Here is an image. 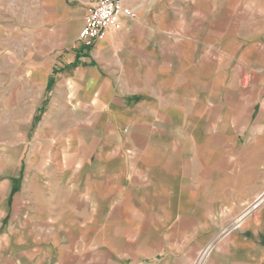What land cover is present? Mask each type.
<instances>
[{"label": "crops", "instance_id": "crops-1", "mask_svg": "<svg viewBox=\"0 0 264 264\" xmlns=\"http://www.w3.org/2000/svg\"><path fill=\"white\" fill-rule=\"evenodd\" d=\"M90 1L0 0L12 151L24 156L38 118L83 136L77 158L21 162L0 148V264H189L219 202L264 183V15L249 0L229 14L121 0L135 19L83 49ZM209 258L264 264V204Z\"/></svg>", "mask_w": 264, "mask_h": 264}, {"label": "rangeland", "instance_id": "rangeland-1", "mask_svg": "<svg viewBox=\"0 0 264 264\" xmlns=\"http://www.w3.org/2000/svg\"><path fill=\"white\" fill-rule=\"evenodd\" d=\"M193 3L201 6H205L208 3L211 4L210 6L214 7L212 10L215 13L223 12L226 14L230 13V8L227 6L232 4L230 0H161L159 4L161 7L167 8L168 12L171 14L173 9L175 10V8H178L179 6H181V8H187L189 4ZM248 5L250 14L260 13L264 15V0H249ZM1 120L4 122L3 118L0 119V121ZM58 120L60 121L56 128L52 125H48L53 121L52 119L44 120L42 118H38L35 123L32 124L30 129L26 128V133L23 136L25 141L24 156H22V154L17 156L16 152L12 151V149L18 146V143H20L22 138L16 133V128L10 127L7 132L5 127L0 125V148H8L10 156H12V154L16 155L13 157L17 158L18 161L21 162L35 158L45 160H48L49 158L64 159L65 157H68V155L71 157V153L73 154V158L80 157V141L83 137L80 132L81 129L78 127V129L74 131V134H68L65 132L64 124H66V122L70 123V120ZM71 121L74 123V126L76 123H80L76 122L77 120ZM38 126H41V134L38 133ZM37 143L40 145L38 144L37 146ZM3 152V150H0V157ZM24 169H26V167ZM28 169H30V173H33V167H29ZM251 185L253 184H250V186ZM257 185L261 186L262 189L257 192L255 197L242 200L234 199L232 200V205L227 208L224 207V200L219 202L221 204L217 207L218 213L215 215V219H212L215 222V227L214 229L205 232L207 238L211 235L212 236L195 255H191L190 258H192V260L189 264H207L210 259L209 256L212 254L215 247L226 239L232 232L240 230L242 223L264 204L263 198V201L260 200L262 203L257 205V201L262 195H264V183ZM204 218L208 223L209 217L206 215ZM175 262H171L170 264H184V256H178L177 262Z\"/></svg>", "mask_w": 264, "mask_h": 264}, {"label": "built area", "instance_id": "built-area-1", "mask_svg": "<svg viewBox=\"0 0 264 264\" xmlns=\"http://www.w3.org/2000/svg\"><path fill=\"white\" fill-rule=\"evenodd\" d=\"M135 17V13L125 7L121 0H91L76 44L89 49L105 39L110 30L119 31L125 21H132Z\"/></svg>", "mask_w": 264, "mask_h": 264}]
</instances>
